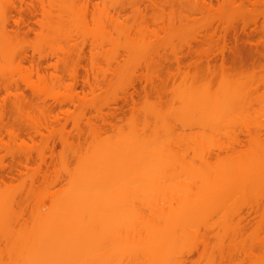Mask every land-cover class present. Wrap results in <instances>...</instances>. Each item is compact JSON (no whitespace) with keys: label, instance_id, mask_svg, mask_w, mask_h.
<instances>
[{"label":"rangeland","instance_id":"obj_1","mask_svg":"<svg viewBox=\"0 0 264 264\" xmlns=\"http://www.w3.org/2000/svg\"><path fill=\"white\" fill-rule=\"evenodd\" d=\"M146 1L0 0V88L9 87L15 92L18 85L29 102L23 104V111H17L22 105L8 110L11 117L8 121L11 122L12 113L17 117L16 123L12 120L13 130L8 126L10 122L0 120V190L12 189L13 192L8 190L12 195L19 190L14 196L18 192L22 195L16 199L15 208L19 211L16 209L9 217L10 223L16 220L13 228L17 232L32 222L39 210L47 211L52 196L66 187L69 172L87 160L97 145L117 144L119 137L131 138L137 130L145 132L148 140L158 139L160 144L164 143V149L173 148L176 152L171 159V153L163 151V161L157 164L162 171L159 173L155 167L154 180L151 174L143 182L126 181L125 192L130 198L123 203L125 210L133 213L139 209L147 216L149 205L158 203L163 196L176 197L171 201L175 202L192 187H210L212 183L207 185L205 181L202 186L200 181L189 180L191 170L201 163L193 140L204 129L196 120L192 121L196 112L189 119L191 112L186 113L184 102L187 90L196 84H200L197 86L200 91L208 90L209 86L214 91L219 90L221 83L234 81L239 85V95L242 94L233 104L227 102L232 111L224 110V105L229 107L224 102L218 110L223 112L219 117L212 113L217 118L209 117L211 125L207 121L210 127L206 125L204 141L223 145V158L236 156L257 143L264 145V0H217L213 5H206V0H168L170 4L163 8L164 14L156 12L150 0ZM30 4L36 13L29 23L38 34L26 36L17 33L14 20L20 15L12 7L22 5L28 9ZM139 6L144 12L140 16L138 11L137 15L133 12ZM236 38L247 49L244 61L240 66L222 68V53H228V57ZM80 50L85 52L81 66L86 71L81 67L76 71L71 65L72 55L75 58ZM26 56L33 58L35 64L41 61L47 72L44 68L39 72L32 70L31 61L24 59ZM178 58L182 62L180 67L176 64ZM63 59L69 61L67 65ZM48 64L58 66L52 69ZM43 71L46 80L42 78ZM70 73L76 74V78ZM85 78L94 88L82 83ZM30 83H35L36 91L30 90L33 87ZM3 90L0 100L6 96ZM15 127L21 128V133ZM36 130L43 133L42 137ZM8 131L12 133L9 135ZM13 133H20L21 137ZM214 157L212 162L216 163L218 159ZM237 189L239 185L233 195L216 200L203 217L194 220L198 225L196 234L181 242L161 247L152 244L145 247L146 241L138 237L114 245L110 242L107 258L95 259L93 264H261L264 187L258 186L242 195ZM19 200L22 210L17 206ZM173 220L177 221L176 217ZM0 232V246L5 248V236L11 232Z\"/></svg>","mask_w":264,"mask_h":264},{"label":"bare ground","instance_id":"obj_2","mask_svg":"<svg viewBox=\"0 0 264 264\" xmlns=\"http://www.w3.org/2000/svg\"><path fill=\"white\" fill-rule=\"evenodd\" d=\"M150 1L153 4L151 6H153L154 10H160V12H163V14V8L169 7L166 4H170V1L168 0H165L164 2L162 0L161 2H156L155 0ZM214 1L217 0H209V2L206 0L205 4L213 5ZM21 6H19V8L16 6L12 7L20 15L19 18L14 20V24L17 27V33H23L26 36L32 33H36L37 35L38 32H36L35 29L30 26L31 23H29L30 21L32 22L33 17L35 18L36 12L34 13L33 11V5L30 4L31 7H28V9H24L23 6ZM148 9L150 8L148 7ZM134 11L135 15H137V11L139 13V16L141 14H144L140 6L137 10L134 9L133 12ZM158 15H160V13ZM25 18L29 20V24L25 22ZM37 22L38 24H41L40 20ZM23 25H26L28 29L25 30V28H22L26 27ZM223 38L224 41H226L227 36H224ZM234 43L235 46H232L231 50H229L231 51V53L228 55V57V53H222V68H228V66H240L244 61L243 56L244 53L247 51L246 47L242 43H240L238 38L235 39ZM228 47L229 46H227V48ZM84 53L83 50H80L75 55V58L73 57L74 55H72L70 59L71 62H73V64L71 63V65L74 66L76 71H78L79 67L82 68L81 70H88L86 68L83 69V67L81 66V61L85 60ZM24 59H26L28 62L29 60L31 61L29 63H32L30 64L32 65V70L37 69V71L39 72L42 70V68H44L42 67L41 63H39L41 61H36L38 63L35 64V61H32L33 58L29 59V57L26 56L24 57ZM62 61H64V59ZM176 61V64H178V67H180L182 63L181 60L178 58ZM68 62H65L66 64H64L67 65ZM48 65L46 66L48 68L52 67V69H54L53 67L58 66H54L51 64L49 66ZM29 71L31 72V70ZM44 71H46L45 68ZM44 71L41 75H44V77L42 78L46 80V73ZM38 72H36V75L39 74ZM69 72L73 71H71L70 69ZM81 72L82 74L80 77H82L83 75V71ZM73 73H70V75L73 76ZM32 75H34V73ZM41 75L39 74V78H41ZM74 78H76V76ZM86 78L90 80L89 76H86ZM86 78V81L82 80V83L83 81L84 83H88V80ZM233 82L228 83L227 81V85L225 84V82V85L221 83L223 86L221 85L220 87L218 85L220 88L218 87L219 90H214L216 92H214L213 90H209L210 86L206 91H204L205 89H201L202 91H204L202 92L200 91L201 87L198 89L200 84H196L194 86L192 85L193 87H191L190 90H187V95L185 93L186 96L184 97V102L187 106L186 113L191 112L188 115L190 116L189 119L194 117L192 121H197V124L199 123V125L204 128L203 133L199 136L197 135V137L195 136L196 138L193 140V148L196 149H194L195 151H198L199 154L197 155L200 157L201 163L198 161L200 165L197 164L196 167L191 170V172L189 173V180L200 181L202 186L206 182L207 185L208 183H212V185L210 184V187L208 185L207 188L206 184V187H200L201 185L199 184V188H190L188 192H186L182 196L180 201L175 202L171 201H174L176 197H173L171 195L163 196V198L158 200V203L149 205L147 216L145 215V212L139 209V211L137 210L133 213L129 210H125L123 208V203L128 198H130L127 195L128 193L125 192V187L127 185L126 181H130V183H132L133 180L135 183H137V181H145V176L149 175L148 177L150 178V175L153 173V171L154 173H156L155 170L158 167L157 164L161 165V163H159V160H162L161 156L162 153H164L163 151L170 152L171 154L168 153L167 156H169V154L172 155V157L169 156L172 159L174 156L173 154H175V150L173 151V148L171 150H169L168 148L164 149V146H162L164 143L161 142L160 144L158 139L155 141L148 140L147 136L145 135V132L142 133L139 130H137V132H141V134H144L145 137H142L140 133L133 134L134 136L131 135V138H129L128 136L126 137L127 139L119 137L118 139L121 140H119L118 143H115L114 145L112 144L111 140V143L108 144L106 142L107 140H103V142H106V144L103 143L101 145H97L92 155H89L90 158L88 156V159L86 160L85 158V161H81L82 163L80 162L78 167L73 172H69V178H66V187L63 185L65 188L62 187L64 189L57 191L52 196L47 211L39 210L36 214L35 219L30 223H28L29 221L24 218L28 224L24 226L20 222L23 226L22 229H20V231L18 232L16 228H13V224L16 225V220L13 221L11 220L12 218H10V223L9 217L10 215L12 216L14 212H16V199H20L22 195L20 196V191L16 190V192L14 193H17V191H19V197L15 198L18 195L14 196V193L12 195V189L5 190L6 192L8 190H12V192L8 191V193H6L3 189L0 190V231L5 230V232L7 231V233L8 231L9 233L13 232L12 234L10 233L9 235L7 234L8 236H5V238L7 239V244L5 248H2L0 246V264H93V261L95 259L98 260L102 258L103 260H105V257L108 255L107 246L110 242H112V244H116L118 242L135 241L136 238L134 237H138L140 238V240L146 241L144 243L145 247L148 244L156 245L159 247H161V245H175L181 242L183 239L187 238L188 236L196 234L198 230V225L195 224L193 221L203 217V215H205L206 213V209L210 205H215L220 198L230 196L232 192H234L236 185H239V189H237V192H241V195L243 194V192L249 193L255 191L258 186L264 187L263 144L253 143L254 145H251L245 152H241L233 157L223 158V152L225 150L223 145L204 141L205 137H207V131H205L207 129L206 125L207 127H210L211 125L209 119L213 118V114H215V116L217 114L218 116L219 113H223L222 110L221 112H219L220 109H222L220 108V105L222 107V103L224 102H226V104L227 102L233 104V100L235 98L238 99L242 95H239V90H237L239 88V85ZM75 83L77 84V80ZM75 83L74 86L78 87L77 85H75ZM82 83H78V85H83ZM30 84L33 85V87L31 86L30 90L33 89V91H36V89H34L35 83ZM88 84L90 88H94L91 87L90 83ZM205 86L208 85H204L203 87ZM81 87L84 88L83 86ZM1 88H4L3 91L6 92V96H2L0 100V120L3 122L4 119H6V123L8 119H11L10 114H8V110H12L13 106L17 107V105H22L20 109L18 107L17 111H20L21 109L23 111V106H25L23 104H28L29 102L27 100L28 96L26 95V98L25 93L20 89L18 85L15 87V92L11 91L9 87ZM75 90L77 91V89ZM33 91L31 92L33 93ZM84 91L85 90H83V93H85ZM134 92H136V90ZM77 93V95L79 96L80 93ZM34 99L32 100V104H34ZM124 99L127 100L126 97ZM63 103L64 102H62V104ZM230 104H227L229 105V107H226V105H224V110L232 111L233 108L230 107ZM64 105L65 104H63V106ZM60 107H62L61 104ZM192 113L193 117L191 116ZM200 115H203V117ZM196 116H198L199 120L203 118V121L200 120V122L198 119H196ZM210 116L211 118H209ZM215 116L214 118H217ZM12 120H15L14 122L16 123L17 117L16 115H14L13 117V113ZM12 120L11 122L8 121V123H12ZM207 121L210 125H208ZM213 121L214 120H212V123ZM10 123L8 124V126L10 125L9 127H12L11 129L13 130V126H15V124L12 123V125ZM188 123H191L190 120ZM200 123H202L203 125ZM19 126H21V124ZM20 129H17L16 131L20 132ZM11 131H8V133H12ZM35 132H40V135L42 137L43 133L40 130H36ZM20 133H17V135L15 133L13 134L19 136L18 134ZM31 134L33 136V133ZM14 135L11 137H14ZM34 136H36L35 133ZM16 138L18 139V137ZM29 138L32 139L34 137L30 136ZM32 141L34 142L35 140ZM22 142H24L23 144L26 143L25 140H23ZM188 148L191 149V147ZM213 157L215 158V160L218 159L216 163H213ZM179 161H181V159ZM175 162L178 163V160L176 159ZM171 164L172 162H170V165ZM180 164L182 163H179V165ZM174 166L176 165L174 164ZM158 168L159 170L157 169V171H160L159 173H161L162 168ZM154 176L156 178V174ZM154 176L152 174L151 178H153ZM148 177L147 180L149 179ZM151 180H154V178ZM194 188L196 187L194 186ZM236 195H238V193ZM169 199L170 201L166 202V200ZM161 201H165L166 203L159 204ZM18 202L19 205L17 206L20 209V200ZM174 203L177 204L174 206ZM22 209L23 208H21L20 210ZM18 211L19 210L17 209V212ZM24 213L25 212L23 211V215ZM14 216L16 217V215ZM23 217L24 216H21V218ZM173 217H176L177 221L173 220ZM132 218L133 220H131ZM2 219H6V221H3ZM17 220L18 225L19 219ZM23 223L25 224V222ZM14 230H16V234ZM108 250L110 251V248H108ZM111 254H113V252H111ZM263 260L264 257L262 258L261 264H264Z\"/></svg>","mask_w":264,"mask_h":264}]
</instances>
